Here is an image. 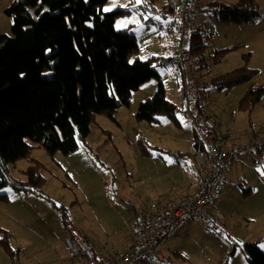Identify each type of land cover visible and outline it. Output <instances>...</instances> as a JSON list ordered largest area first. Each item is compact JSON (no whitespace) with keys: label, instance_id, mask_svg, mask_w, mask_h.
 I'll return each instance as SVG.
<instances>
[{"label":"rangeland","instance_id":"obj_1","mask_svg":"<svg viewBox=\"0 0 264 264\" xmlns=\"http://www.w3.org/2000/svg\"><path fill=\"white\" fill-rule=\"evenodd\" d=\"M132 1L107 0L103 10L127 8ZM157 1L159 7L163 0ZM200 1L202 5L212 2L228 5L238 0ZM253 2L261 14L251 23L222 21L210 15L197 19L210 37L206 57L214 50L228 49L221 61L210 64L203 81L246 65L257 71L251 83L264 86V0ZM10 3L11 0H0V33L8 35L13 17L4 10ZM140 12L131 10L129 15L116 19L114 27H129L138 43V58L167 57L172 50L163 44L169 36L159 30L156 22L164 20L155 15L145 24ZM188 40L186 37L182 44L186 49ZM170 43L174 49L175 39ZM155 69L161 81L151 78L141 84L132 91L130 104L119 106L113 118L95 113L89 133L74 151L67 154L57 151L51 156L44 147L34 145L28 157L6 164L10 177L23 184L29 160L34 159L42 165L44 179L42 186L31 192H18L9 185L0 188V194L3 193L0 264H59L55 261L62 259L65 218L96 249L104 252L124 249L122 243L130 236L128 227L135 209L148 208L153 196L187 191L186 180L190 182L194 175L188 158L195 136L192 118L184 114L183 108L173 114L174 118L157 116L155 122L135 117L139 102L149 98L159 82L164 86L165 98L181 106L178 89L181 78L176 69L171 65ZM195 75L201 83L199 74ZM248 87L249 83L243 82L230 88L205 89L207 107L225 122L222 128L231 131L228 142L242 145L256 140L264 142V94L248 109L243 100ZM251 132L257 136L253 137ZM27 141L32 143L31 139ZM171 151L177 153L173 159L165 153ZM239 156L241 162L231 168L227 185L213 202V218L186 221L178 234L161 239L156 248L167 262L151 258L135 264H248L242 240H252L264 226V156L253 152ZM175 159L184 161L179 163ZM160 199L163 198L157 200ZM255 244L264 252L261 247L264 241Z\"/></svg>","mask_w":264,"mask_h":264},{"label":"trees","instance_id":"obj_2","mask_svg":"<svg viewBox=\"0 0 264 264\" xmlns=\"http://www.w3.org/2000/svg\"><path fill=\"white\" fill-rule=\"evenodd\" d=\"M106 2L11 0L4 10L13 17V24L11 35L0 33V188L9 185L18 192H31L41 187L44 178L38 161L29 160L23 184L10 177L6 164L28 157L34 145L44 147L51 156L57 151L63 154L74 151L89 133L95 113H105L113 118L119 106L130 104L132 91L141 84L151 78L161 81L155 69L158 66L171 65L176 69L181 78L178 84L181 106L165 98L164 86L159 82L153 94L139 102L135 117L155 122L157 116L174 118L173 114L185 107L182 95L185 77L179 66L171 62L173 49L170 56L152 55L142 60L138 58V43L129 27H114L116 19L129 15L131 10H141L140 16L145 24L155 15L160 16L164 22H156L163 32L168 15L177 8L180 0H163L159 7H156L157 0H140L139 3L133 0L127 8L116 6L110 11L103 10ZM199 12L242 24L253 22L261 14L256 11L253 0H238L228 5L206 3ZM196 18L193 28L185 30L181 38L182 42L186 37L189 39L190 58L185 67L199 74L201 83L198 82L204 98L207 87L230 88L247 82L249 87L243 97L244 106L252 108L264 94V86L251 83L257 73L253 68L243 65L221 77L203 81L210 64L221 61L228 49L214 50L206 57L210 46L209 33L197 24ZM164 33L175 42L179 39L175 32ZM199 144L194 136L193 151L200 149ZM165 153L173 158L177 156L172 151ZM186 156L184 152V158ZM191 156L192 153L188 158ZM255 243L241 244L244 257L248 264H264V252ZM66 260L65 254L62 263Z\"/></svg>","mask_w":264,"mask_h":264},{"label":"built area","instance_id":"obj_3","mask_svg":"<svg viewBox=\"0 0 264 264\" xmlns=\"http://www.w3.org/2000/svg\"><path fill=\"white\" fill-rule=\"evenodd\" d=\"M202 3L200 0H180L164 25V31L175 32L176 41L171 62L183 72V111L191 116L195 136L201 145L193 153L197 173L195 190L178 198L169 197L147 207L135 209L133 222L128 227L130 245L121 250L102 252L96 250L71 220L64 222L63 244L67 260L62 264H135L151 258L166 261L156 248L159 241L178 234L186 221L210 220L213 217V202L225 185L232 162L243 152L255 151L264 154V142L258 140L245 145L226 142L216 132L220 120L206 112L204 94L195 73L185 67L190 58L189 50L183 47L181 35L192 29ZM231 134L230 129L226 130ZM196 217V219L194 218ZM214 228V224L207 223ZM179 230V231H180Z\"/></svg>","mask_w":264,"mask_h":264},{"label":"crops","instance_id":"obj_4","mask_svg":"<svg viewBox=\"0 0 264 264\" xmlns=\"http://www.w3.org/2000/svg\"><path fill=\"white\" fill-rule=\"evenodd\" d=\"M204 14L202 13V12H199L198 14H197V18H196V22H197V19H199L201 16L203 17V18H205V16L206 15H204ZM202 18V19H203ZM198 24V23H197ZM167 36H168V34H166ZM171 37L169 36L168 38H166L165 39V41H164V44H163V46H167L168 48H170L169 47V45L171 44L170 42H171ZM171 50H172V47L170 48ZM172 53V52H171ZM171 53L170 54H168V56H170L171 55ZM178 89H179V87H178ZM206 94V93H205ZM206 98H205V101H206V107L208 106V101H207V94H206V96H205ZM179 98L181 99V93H180V89H179ZM183 107V106H182ZM207 113L208 114H214V115H216L217 116V114H216V111L215 110H209V108L207 107ZM223 123H225L224 121H222L221 119H220V126H219V128L217 129V127H216V132H218V134H219V136L220 137H222L223 139H224V141H226V142H228L229 141V135H227V133H226V131H225V129L224 128H222L223 126H222V124ZM218 124V125H219ZM192 128H193V125H192ZM227 130V129H226ZM250 134H252V135H256V133H253V132H251ZM156 150H158V149H156ZM164 151V150H163ZM163 151H161V152H163ZM195 151V150H194ZM194 151H193V148H192V151H191V153L193 154L194 153ZM153 155H151V157H152ZM171 156V155H170ZM172 157V156H171ZM172 159H173V157H172ZM240 156L236 159V160H234L233 162H232V167L231 168H233L237 163H239V162H241L240 160ZM176 160V159H175ZM177 161V160H176ZM182 161H184V160H180V161H177V162H179V163H181ZM190 163H191V168H192V170L191 171H193V176L191 177V179H190V182H189V180H188V178H187V175L185 176L186 178H187V180H186V187H188V189H187V191L186 192H182V193H174L173 195L172 194H169V195H167V196H153V198L152 199H150L151 200V203H149L148 205H152V204H154L155 202H157V201H159V200H157V199H159V198H163V199H160V200H164V199H166L167 197H173V196H176V195H183V194H186V193H188V192H190V191H192L193 189H194V187H195V182H196V178H197V173H196V170H195V167H194V163H193V157L191 156V158H190ZM181 184L184 186V180L181 182ZM164 197H166V198H164ZM263 236H264V226L261 228V230L258 232V236H256L255 238H253L252 240H248V239H245V240H242L243 242H257V243H261V242H263L264 241V239H263ZM86 238V237H85ZM130 238V236L129 237H127L126 239H125V241L122 243V247L121 248H127L129 245H130V241H131V239H129ZM130 240V241H129ZM62 244V248H63V254H62V259H59V260H56L55 262L57 263V262H59V264L60 263H62V261H63V259H64V257H65V251H64V244L63 243H61ZM93 246V245H92ZM94 247V246H93ZM95 248V247H94ZM96 249V248H95ZM96 250H98V249H96ZM98 251H101V250H98ZM102 252H104V251H102ZM105 252H107V251H105Z\"/></svg>","mask_w":264,"mask_h":264},{"label":"snow or ice","instance_id":"obj_5","mask_svg":"<svg viewBox=\"0 0 264 264\" xmlns=\"http://www.w3.org/2000/svg\"><path fill=\"white\" fill-rule=\"evenodd\" d=\"M140 0H137V3H139ZM110 9H105V11H109ZM262 248H264V244L261 245Z\"/></svg>","mask_w":264,"mask_h":264},{"label":"clouds","instance_id":"obj_6","mask_svg":"<svg viewBox=\"0 0 264 264\" xmlns=\"http://www.w3.org/2000/svg\"><path fill=\"white\" fill-rule=\"evenodd\" d=\"M174 50V49H173ZM182 93H183V85H182ZM183 108V107H182Z\"/></svg>","mask_w":264,"mask_h":264}]
</instances>
